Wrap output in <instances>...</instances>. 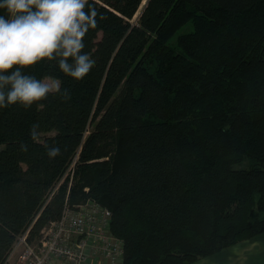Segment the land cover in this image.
Instances as JSON below:
<instances>
[{"label": "trees", "instance_id": "1", "mask_svg": "<svg viewBox=\"0 0 264 264\" xmlns=\"http://www.w3.org/2000/svg\"><path fill=\"white\" fill-rule=\"evenodd\" d=\"M96 3L91 73L35 71L71 101L0 111V264L89 200L112 212L121 264H194L263 235L264 0Z\"/></svg>", "mask_w": 264, "mask_h": 264}, {"label": "clouds", "instance_id": "2", "mask_svg": "<svg viewBox=\"0 0 264 264\" xmlns=\"http://www.w3.org/2000/svg\"><path fill=\"white\" fill-rule=\"evenodd\" d=\"M105 13L96 0H0V111L19 106L43 107L50 94L63 102L72 99L71 89L59 78L38 76V67L54 65L76 81L85 79L97 64L87 48V37L97 30ZM39 120L29 126L33 142L40 140ZM27 151L28 145L21 143ZM64 150L58 142L46 143L45 153L55 160Z\"/></svg>", "mask_w": 264, "mask_h": 264}, {"label": "built area", "instance_id": "3", "mask_svg": "<svg viewBox=\"0 0 264 264\" xmlns=\"http://www.w3.org/2000/svg\"><path fill=\"white\" fill-rule=\"evenodd\" d=\"M73 165L66 176L73 172ZM111 219L112 212L95 200L66 208L61 220L44 230L40 245L28 244L26 233L11 256L22 247L19 264H121L123 248L110 232Z\"/></svg>", "mask_w": 264, "mask_h": 264}, {"label": "crops", "instance_id": "4", "mask_svg": "<svg viewBox=\"0 0 264 264\" xmlns=\"http://www.w3.org/2000/svg\"><path fill=\"white\" fill-rule=\"evenodd\" d=\"M194 264H264V234L254 239L243 240Z\"/></svg>", "mask_w": 264, "mask_h": 264}, {"label": "rangeland", "instance_id": "5", "mask_svg": "<svg viewBox=\"0 0 264 264\" xmlns=\"http://www.w3.org/2000/svg\"><path fill=\"white\" fill-rule=\"evenodd\" d=\"M144 3H143V6H144ZM143 6L140 8L139 13L142 10ZM139 13L135 16L134 20H136V18L138 17ZM51 82L54 84L56 82V80L52 79ZM241 166L242 167H247L248 166V162L242 163ZM69 176L72 177V179H73L74 173L73 174L70 173ZM24 250L25 249L22 250V247H21L17 252H15V254H13L11 256V260L10 261H11L12 264H19V259L21 260V254L24 252Z\"/></svg>", "mask_w": 264, "mask_h": 264}, {"label": "bare ground", "instance_id": "6", "mask_svg": "<svg viewBox=\"0 0 264 264\" xmlns=\"http://www.w3.org/2000/svg\"><path fill=\"white\" fill-rule=\"evenodd\" d=\"M145 4V3H144Z\"/></svg>", "mask_w": 264, "mask_h": 264}]
</instances>
